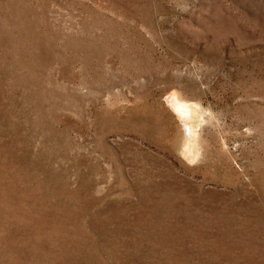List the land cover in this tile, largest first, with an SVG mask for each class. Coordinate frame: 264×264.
Segmentation results:
<instances>
[{"label": "rangeland", "instance_id": "374dc122", "mask_svg": "<svg viewBox=\"0 0 264 264\" xmlns=\"http://www.w3.org/2000/svg\"><path fill=\"white\" fill-rule=\"evenodd\" d=\"M0 264H264V0H0Z\"/></svg>", "mask_w": 264, "mask_h": 264}, {"label": "bare ground", "instance_id": "6f19581e", "mask_svg": "<svg viewBox=\"0 0 264 264\" xmlns=\"http://www.w3.org/2000/svg\"><path fill=\"white\" fill-rule=\"evenodd\" d=\"M172 101H174V103ZM169 102H171V108L176 112L177 116L182 119H185L184 117H186L187 109L185 107H182V105H180L173 97H170ZM188 131L189 133H193L190 126H188ZM193 152L194 151L192 149H187L186 151V153L189 155H191Z\"/></svg>", "mask_w": 264, "mask_h": 264}, {"label": "clouds", "instance_id": "9594fccd", "mask_svg": "<svg viewBox=\"0 0 264 264\" xmlns=\"http://www.w3.org/2000/svg\"><path fill=\"white\" fill-rule=\"evenodd\" d=\"M183 159V157H181ZM189 167L195 166V162H190V161H184Z\"/></svg>", "mask_w": 264, "mask_h": 264}]
</instances>
